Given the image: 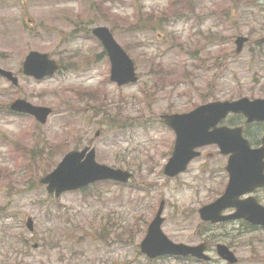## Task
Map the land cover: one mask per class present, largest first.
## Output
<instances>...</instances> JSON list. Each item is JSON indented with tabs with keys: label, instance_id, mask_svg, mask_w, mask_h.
<instances>
[{
	"label": "rangeland",
	"instance_id": "rangeland-1",
	"mask_svg": "<svg viewBox=\"0 0 264 264\" xmlns=\"http://www.w3.org/2000/svg\"><path fill=\"white\" fill-rule=\"evenodd\" d=\"M145 15L164 18L151 30L137 24ZM95 25L111 29L134 61L137 82L109 80L108 58L90 32ZM238 34L250 39L240 53ZM261 36L264 0H0V67L19 78L13 86L0 77V264H204L151 260L138 247L162 198L167 236L197 241L204 227L197 210L226 182L225 157L214 145L185 172L164 175L175 136L160 115L215 99L264 97ZM30 50L47 52L60 71L41 80L23 75ZM16 98L52 114L44 124L10 115ZM87 144L98 162L133 177L49 195L38 178L63 152ZM219 226L239 227L229 239L236 264H264V230L239 220Z\"/></svg>",
	"mask_w": 264,
	"mask_h": 264
},
{
	"label": "water",
	"instance_id": "water-1",
	"mask_svg": "<svg viewBox=\"0 0 264 264\" xmlns=\"http://www.w3.org/2000/svg\"><path fill=\"white\" fill-rule=\"evenodd\" d=\"M92 31L108 53L111 62L110 79L119 86L137 81L133 61L114 40L109 29L105 26H98ZM245 41H247L246 37L237 36L235 39L236 52L241 51ZM260 41L264 42V37ZM56 69V62L46 53L38 51H30L23 62V73L37 79L52 75ZM0 74L13 84H17V78L11 72L0 68ZM10 108L14 111L32 114L41 123L46 121L51 112L49 107L32 105L24 99L15 100ZM229 111H242L247 115L248 120L264 119V99L250 101L247 98H241L235 101H213L200 105L187 113L163 115L164 122L172 127L175 133L173 151L163 171L168 176L177 175L185 170L191 159L199 155L195 148L217 143L222 153H231L226 165L230 178L223 194L199 209L200 217L211 222L243 217L252 224L264 226V207L258 204L253 196L238 198L239 195L250 192L257 186H264L262 174L264 146L251 149L248 141L242 138L240 128L219 127L209 130ZM98 133L96 132L95 135ZM130 176L129 171L98 163L95 159V149H89L86 146L81 150L68 151L56 167L41 177L39 181L46 185L49 193L59 196L64 191L75 190L94 181L110 179L126 182ZM230 206H235L236 212L231 215H221V211ZM162 209L163 201L149 224L147 234L141 243V251L149 257L163 254H191L205 260L209 259L203 253V244L174 243L164 235L161 231ZM26 227L30 231L33 230L30 217L27 218ZM217 250L229 262L236 261L233 253L225 245H217Z\"/></svg>",
	"mask_w": 264,
	"mask_h": 264
},
{
	"label": "flooded vegetation",
	"instance_id": "flooded-vegetation-1",
	"mask_svg": "<svg viewBox=\"0 0 264 264\" xmlns=\"http://www.w3.org/2000/svg\"><path fill=\"white\" fill-rule=\"evenodd\" d=\"M225 125L227 127H241V133L243 134L244 137H246L252 147H260L262 144V137L264 135V121L263 120H253V121H247V118L242 114V113H228L219 123H217L216 126H221ZM210 146V145H208ZM215 146V145H214ZM216 147V146H215ZM204 148V147H202ZM202 148H201V154H202ZM217 148V147H216ZM201 156V155H200ZM225 164L223 166V170L226 174V182L225 185L222 189V191L226 188L228 182H229V172L226 169L227 161L229 156H225ZM262 173L264 174V167ZM221 191V192H222ZM221 194V193H220ZM253 195L255 196L256 200L264 205V186L258 187L253 191ZM246 195H239V199H242ZM215 199V198H214ZM164 207H165V201H164ZM235 211L234 207L228 208L225 211H223L224 214L232 213ZM198 213V210H197ZM231 221L224 222V224H227ZM217 224V223H216ZM210 224L209 222L203 224L204 227H202V232L200 231V236L197 241H175L172 240L175 243H183L186 245H198V244H204V251L205 253L209 256V260L206 261V263L202 259H198L197 257L191 256V255H186V256H176L173 257L174 259L177 260H184V261H194V262H202L204 264H214L215 261H221L222 264H232L226 259H224L218 252L217 250V245H225L228 247L230 251L234 253L236 256L233 246L234 244L229 241L230 240H235L237 235H240V232H237L238 226L231 227L230 229L227 228L226 226H219L217 225ZM232 229L235 230L236 232H232ZM244 230V228L242 227ZM247 229H255V230H264V227H253L250 228L248 227ZM237 257V256H236ZM237 260L238 257H237ZM236 264V263H234Z\"/></svg>",
	"mask_w": 264,
	"mask_h": 264
},
{
	"label": "trees",
	"instance_id": "trees-1",
	"mask_svg": "<svg viewBox=\"0 0 264 264\" xmlns=\"http://www.w3.org/2000/svg\"><path fill=\"white\" fill-rule=\"evenodd\" d=\"M170 2L172 3V4H177V3H186V4H191L192 3V0H170ZM163 16H153V15H145L144 17H143V19H141V20H139L138 22H137V24L139 23L140 25H142V26H144V27H146V25H147V27H149V29H151V30H155V29H157L158 27H160V25H157V24H155V22L156 21H159V23H160V21H161V19H163L162 18ZM166 17V16H165ZM109 121H111V119L109 118ZM119 127H124V126H119ZM76 146L74 145V148H75Z\"/></svg>",
	"mask_w": 264,
	"mask_h": 264
}]
</instances>
